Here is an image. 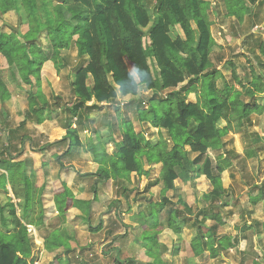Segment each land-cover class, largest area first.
Returning a JSON list of instances; mask_svg holds the SVG:
<instances>
[{"label": "trees", "instance_id": "obj_1", "mask_svg": "<svg viewBox=\"0 0 264 264\" xmlns=\"http://www.w3.org/2000/svg\"><path fill=\"white\" fill-rule=\"evenodd\" d=\"M39 2L41 0H0V19L10 13L17 19L16 27L9 33L0 28V57L11 84L26 94L22 121L13 130L7 128V122L1 123L7 130L4 151L8 159L0 160V164L14 165L8 172L10 182L18 177L20 162L14 160L21 150L16 156L10 151L28 139L22 133L27 124L40 125L60 111L65 119V136L50 145H65L67 148L56 160L81 151L91 154L94 162L101 166L95 174L82 176L94 175L101 181L130 183L132 174L136 179L150 175L145 165L161 166V200L151 205L148 213L136 216L142 230L137 240L142 243L145 255L153 260L148 264H160L158 238L162 211H166L164 224L176 236L181 234L177 222L189 224L190 217L178 208L188 209L187 204L174 203L165 196L174 190L178 179L176 169L185 162L192 169L191 180L202 176L210 186L203 195L206 206L190 222L189 227L196 231L189 244L192 258L207 253L210 259H216L222 251L232 249L231 237H218V228L223 221L217 210L225 194L220 176L232 167V161L238 155L226 149L223 139L229 133L245 131L250 147L244 158L257 157L254 146H257L258 138L247 130L252 127V116L264 115V43L257 44L254 62L248 69H243L242 77L236 73L234 64L228 62L231 74L230 80L226 81L217 69L209 70L212 48L216 43L209 18L210 3L206 0H89L86 8L58 4L53 7L52 25L42 21ZM221 2L225 15L241 24L252 15L250 6L255 4V0ZM147 6L156 12L153 22ZM23 25L27 27L25 32L20 29ZM145 38L147 44L143 42ZM72 48L79 64L71 67L72 80L68 89L71 101L61 104V99L56 96L51 102L40 90L42 67L46 62H52L57 73L67 68V59L60 52ZM219 79L221 87L217 85ZM89 80L91 84H88ZM140 88L152 93L146 105L145 101L132 100L121 108L118 99L136 97ZM8 90L0 75V103L11 99ZM190 94L196 96L194 103L187 102ZM133 105L136 123L158 131L155 143L142 131H135L133 121L127 116V110ZM108 106H114L120 118L121 141L113 153L103 151L98 154L93 139L88 137L84 145L79 130L91 122L93 113H104ZM0 115L5 121L2 108ZM162 131L165 139L161 137ZM209 151L215 154L214 158L209 156ZM188 152L195 155L192 160H188ZM21 182L24 191L22 210L26 218L31 208L32 190L27 178L22 177ZM254 190L253 205L264 201V182ZM95 193L93 189L94 195L89 201L78 200L65 184H60L54 190L55 208L60 219L63 221L67 211L75 208L85 213L90 223ZM11 214L15 216L13 206ZM34 223L43 224L42 216L39 215ZM18 224L13 234H7L8 243L0 239V264H36L32 257L37 248L33 236L19 221ZM28 224L32 225V221ZM254 225L261 227L260 232L264 234V222H254ZM99 230L100 226L89 225L91 236ZM117 237L107 236L101 255L108 257L114 251L111 264H142L134 259L121 258L119 250L111 248ZM66 238L64 229L47 230L42 237L45 253L59 251L49 264H59L62 255L73 251ZM93 244L90 241L87 247Z\"/></svg>", "mask_w": 264, "mask_h": 264}, {"label": "rangeland", "instance_id": "obj_2", "mask_svg": "<svg viewBox=\"0 0 264 264\" xmlns=\"http://www.w3.org/2000/svg\"><path fill=\"white\" fill-rule=\"evenodd\" d=\"M88 1L89 0H41V2H39V13L44 23L52 25L53 7L55 5H68V8L73 6H82L86 8L87 4H89ZM206 1L210 3L209 18L212 22V36L214 41L216 42V45L212 48L210 56L212 67L209 68V70L217 69L224 77V79L226 81H229L231 71L230 67L228 66V62H231L235 66L236 73L240 77H242L243 72H245L243 69H248L249 65L254 62V54H257V44L260 41L264 43V0H255V4L250 6V9L252 10V15L250 17H247L242 24L238 23L234 18H229L225 15V9L221 0ZM147 10L150 14L151 21L153 22L156 18L155 10L151 9V7L148 6ZM16 25L17 19L13 13L7 14L0 19V28L3 32L9 33L12 28L16 27ZM20 29L22 32H25L27 27L23 25L20 27ZM176 33L180 34V31L176 29ZM146 41L147 39L145 38L143 41L144 44H147ZM60 53L63 58L67 59L68 67L62 69L59 73L55 71L54 66L53 68L48 67V69L42 67L40 76V90H42V92L50 101H52L53 98L57 96L61 99L60 103L64 104L71 101V92L68 90L71 78L68 68L77 66L79 62L76 57L75 49L73 48L68 51L62 50ZM0 75L3 78L5 84L7 85L9 89L8 91H10L13 97L16 99L14 101L8 100L4 103H0V111L2 108L6 114L5 121L4 117H1L0 115V151H2L6 146V137L3 136H5L4 134L7 132V130L4 129L2 124L3 122H7V128L13 130L22 121L23 112L22 110H20V106L26 105V94H24L22 91H19L13 86V84H11V81L9 79V73L4 67V61L1 57ZM221 83L222 82L219 79L217 81L218 87H221ZM88 84H91V80L88 81ZM151 94L152 93L146 91V89L140 88L138 90L137 97L132 100L136 101V98L139 97L138 100L145 101L144 103L146 105V101L150 98ZM188 100L194 101V96L190 95L188 97ZM118 102L120 103V107L123 108V105L125 104L122 103V101ZM124 102L127 103L128 101ZM133 107L134 105L131 109L127 110V116L128 118H130L131 122L133 121L135 131H142L145 135H148V139L152 143H155L157 141V135L154 136V138L151 136L154 132H156V130H152L146 124L140 125L136 123L133 114ZM98 113L100 112L92 114L93 116H97L94 119L93 126L91 125L92 131H96V129H101L103 132L101 134H104L105 136H107L108 134L113 135L112 141L116 142V140H119L120 132L118 130V126L121 124V121L115 113L114 106L106 107L104 111L105 115H98ZM252 120L255 122V124L253 123L254 126L250 127L247 131H249L250 133L257 132L258 134L264 133V117H261V119H257L256 116H252ZM64 121V116L61 114L58 119V122L56 121L54 122V124L55 126H57V124H60L62 127H64ZM40 130V128L37 129L34 126L27 124L22 133L26 134L33 140V145L31 144V142L30 144L29 142H24L23 145L26 147H30L32 145L35 148L43 146L44 143L48 140V133L46 135L42 134ZM160 133L161 137L164 138L165 133H163V131ZM55 134L56 133H53L51 135L55 136L54 138H57L58 135ZM82 138L84 140L83 134H81V139ZM229 139L231 140L227 148L229 150H235L237 153L240 152L239 154H242V149L245 148V146L247 147L246 139L241 136L234 137L230 135L225 138V140ZM93 140L94 144L97 145L96 139ZM64 148L65 146L55 147L51 150L47 149L42 154V158H40V162L42 161L41 164L43 165L47 162L48 165H50V169L57 166L60 167L59 162L56 161V157L62 154ZM107 149L109 150V146H107ZM4 152L3 155H0V159H2V157H4V159L7 158V154H4ZM51 154H54L53 157ZM77 156L76 154H73L68 157L69 159L62 158L61 161L63 166H68L69 163V165L72 166V161L76 160L75 165L78 168L77 171L82 174L88 172L90 170V165L87 163V159H84L86 162L84 160L79 162L82 164L81 165L77 163ZM259 157L261 158V160H245L241 158V156H239L238 158L232 161L233 167L229 168L226 172H224V174H222V176H220L222 178L223 184L227 187L228 191L229 198L227 197L226 202H228L229 207L232 206V209L226 210L225 212L226 217L230 220L228 221L230 226H238L239 224H241V222H239L241 220V217L239 216L241 214V208H248L244 195L245 186L243 185L245 184V182L247 184H254L255 182H260L262 179H264V152H262ZM193 158L194 155L188 152V160H192ZM150 170L151 172L149 177H141L139 179H136L135 175H131L130 183L118 184L117 187L114 185L112 186L111 184H106L104 186L105 191L102 195V200L104 201L103 204L99 206L100 210H102V212H111L113 210L119 211L120 214L124 215L122 217L119 214L121 220H119L118 218L117 220L120 223L118 224L115 221H113V223H110L111 221L109 220L110 222L107 221L106 227H104L102 225L104 224V221L99 220L103 213L100 214V217L91 219L88 225H91L92 227L100 226V230L98 233H95L94 236L90 235V241L94 242L91 247H87L88 242L86 243V245H83V243H81H85V240H83L82 237L83 235L80 234L82 232L74 233L73 227H69L67 225V230L70 235L73 236L72 238L77 240L79 239L80 242L76 243V247H74V251L72 252L69 259L63 261V255L61 256L59 264H111V259L113 258V256H115L116 252L112 251L111 255L106 258L101 255V250H99V247L106 242L105 240L107 239V236H112L113 233L116 231L119 232V234L124 233L125 236L119 238L118 241H113V243L111 244V248L114 246L120 248L119 255L121 258L135 257L137 260L141 259L140 256H142V253L140 254L138 253V251H134L132 245L133 243H135L137 247L143 246L142 243L137 240V231L132 230L133 222L138 223V218L136 217L137 213H148L151 205L160 202L162 197L161 191L163 188L160 178L162 177V174H160L161 170L159 165L151 166ZM176 171L178 174V179L175 181V188L172 191H168L165 196L174 203L181 201L187 204L188 209H184L180 206L178 208H180L185 215L190 217V221L188 222V226H190V222L194 220L195 211L204 206V203L201 200V194L205 191H208L210 187L207 190L206 186H209V184L203 178H200V180H197L195 182L190 179V176H192V169L190 168V165L187 162L183 163L182 167L177 168ZM90 178L92 179H86V183L92 184L95 181V177ZM80 180L83 179L80 178ZM10 181L11 180L5 176L4 179L0 181L1 189L3 190L8 187L7 185L11 184ZM106 186L108 187V190H106ZM109 186L111 189L109 188ZM48 193H50V191H48ZM108 202L110 203L107 206ZM4 203L7 204L8 208H12L10 198L4 197ZM47 205V203H44L42 206ZM45 212L46 215L49 214V221L47 226H49L50 229L60 228L65 223L64 220L62 221L58 215L56 216L54 214L52 207H50L49 209H45ZM132 213L135 214L134 220L129 219ZM233 215L238 216L236 218L233 217ZM165 216L166 211H162L159 215L161 224V236L159 235L158 238L160 243L161 254L160 264H224V261L220 262L218 259L210 260L207 257L203 259V261L194 262V259L191 258V252L189 249V243L194 235V229L186 227L179 236H176L169 229H167L166 225L164 224ZM238 217L240 220L238 219ZM5 219H7L8 221L11 220V218H8V216H6ZM122 220L125 221L126 225L122 222ZM73 222L75 224L78 223L77 220ZM206 223L208 225L211 224L210 222ZM176 224L179 227H182L179 222H177ZM8 225L9 224L5 226L7 228H5L3 225L2 227L0 222V239L6 243L10 241L6 233ZM106 229L108 230L107 233H105ZM108 233L109 235H107ZM41 234L42 236H44L46 234V230L43 229ZM250 246L252 245L250 244ZM248 250L256 252L254 247L253 249L252 247H250L248 248ZM33 254L34 256H36L37 252L35 251ZM241 254L242 253L238 251L236 253L230 254L229 256H226L227 260L225 261V263L228 262L229 264H238L242 257ZM43 264H47V262Z\"/></svg>", "mask_w": 264, "mask_h": 264}, {"label": "crops", "instance_id": "obj_3", "mask_svg": "<svg viewBox=\"0 0 264 264\" xmlns=\"http://www.w3.org/2000/svg\"><path fill=\"white\" fill-rule=\"evenodd\" d=\"M214 41V40H213ZM216 43V42H215ZM44 68L48 69V67H52L53 68V64L52 62H46L43 65ZM69 72H70V81L72 80V75H71V68H68ZM148 91V90H146ZM151 92V91H148ZM194 96V101H189L187 98V102L190 103H194L196 101V96L194 94H190ZM189 95V96H190ZM188 96V97H189ZM137 97V96H136ZM132 99H135V97L132 96H126V97H122L119 98L118 101H122V103L127 104L128 102L132 101ZM137 100L139 99L136 98ZM12 101L16 100L13 95L11 97ZM124 101H128L127 103ZM52 102V101H51ZM121 103V105H122ZM261 103V101H260ZM26 109V105H22L20 106V110H22V112H24ZM24 110V111H23ZM105 115V113H98V115ZM61 115V112L59 111V113L54 114L52 116L51 120L45 121L44 123L37 125V124H30L31 126L36 127L37 129H41V133L42 134H47L48 135V140L44 143L43 146H40L38 148H35L34 146H32L33 144V140L28 136V139H26L24 142L27 143L31 142V146L30 147H26L23 144L20 146L18 145V147L15 150H11L10 154L13 156H16L17 152L19 150L20 154L16 156V159L14 160L15 163L20 162V164L17 167V171H18V177L13 181V183H11L10 185H7L8 187H6L5 189H1V182H0V222H1V226L3 224H9L8 225V232L6 230V233L8 234H13L15 232V229H17L19 226L18 221L20 222V224H23L24 227L27 228L28 233H31V235L33 236L34 239V244L36 245V256H34V254L32 255L33 259L36 261V264H43L46 263L49 264L52 261V258L54 257L55 254H57L59 251H54V252H44V245H43V239H42V230L45 229L47 230H53L50 229L48 225V221H49V214L46 215L45 209H49L50 207H52L54 214L57 216L58 213L56 211L55 208V203H54V190H56L60 184H65L67 186V188L72 192L73 196L78 199V200H84V201H89L93 198V189H95V201L92 203L91 208H90V218L94 219V218H98L100 217V214L103 213V215H101V218H99V220L104 221V224H102L104 227H106L107 221L110 223H113V221H115L116 223H120L117 218L119 220H121V217H119V211L113 210L111 212H102V210H100V205L103 204L102 200V195L104 190V186L106 184H111L112 186H118L119 182L116 180H108V181H101L99 180L98 177L94 178V182L92 184L86 183V181L88 179H92L90 177H84L82 176V173H79L77 171V166L76 164V160L72 161V166H70L68 164V166H63L62 164V158H68L69 156L76 154L79 155L76 158L78 159L77 163L81 162L82 160H86L87 159V163L90 165V170L84 174L90 173V174H95L97 172V170H99L101 168V166L94 162L93 156L89 153H83L80 151V153L78 154L77 152H73L71 154L65 155L63 157H61V159L57 162H59L60 167H54L50 169V165H48V163H44L43 165L41 164L42 161L40 162V158H42V154L48 149H54L55 147H61V146H54V145H50L54 142H57L59 140H61L65 135V131H64V127H62L60 124V126L57 124V126H55L54 122H58V119ZM97 116H93L91 115L90 120L91 122L89 124H84L83 127H81L80 131V136L81 134L84 135V140L82 138V141L84 143L85 139H87L88 137H91L92 139H96L97 145L94 144V140H93V144L95 146L96 152L99 154L103 151H105L107 154H111L113 153V151L116 148V145H119L120 141H121V137L119 135V140H116V142L112 141L113 135L112 134H108L107 136H105L101 129H96V131H92V126H93V122L94 119ZM257 117V116H256ZM261 117H257V119H261ZM252 119V118H251ZM252 122L255 124V122L252 120ZM92 125V126H91ZM252 126H254L252 124ZM42 127V128H41ZM150 127V126H149ZM151 128V127H150ZM152 129V128H151ZM155 130V129H152ZM239 133H229L226 137L230 136H241L244 137L246 139V135H245V131L239 130ZM56 133L55 135H58L57 138H54L55 136H52L51 134ZM250 134V132H248ZM256 135V138H258V144L257 146H254V148H257V157L252 158V159H245L244 158V153L245 151L250 147V145L248 144L247 141V147L245 146V148L242 149V154L237 153L235 150H231L233 151L235 154L239 156H241V158L245 159V160H261V158L259 157V155L264 152V148H263V144H264V133L258 134L257 132L253 133ZM6 136V133L4 134ZM157 135V140H158V131L156 130V132H154L152 134L151 137L154 138V136ZM3 136V137H5ZM225 137V138H226ZM52 138V139H51ZM165 138V137H164ZM225 138L223 139V141L227 144L226 145V149L229 150L227 147L230 143V140H225ZM23 142V143H24ZM85 145V143H84ZM65 146V145H62ZM107 146H109V150L107 149ZM67 147L65 146L64 151ZM4 152V149L2 150ZM1 151V152H2ZM63 151V152H64ZM230 151V150H229ZM62 152V153H63ZM211 154V158H214L215 154L213 152H208V154ZM4 154H7L6 151L4 152ZM209 154V156H210ZM52 155V154H51ZM54 155V154H53ZM52 155V157H53ZM90 157H89V156ZM195 156V155H194ZM73 158V157H71ZM75 158V157H74ZM75 158V159H76ZM8 156L6 159H4V157H2V159L0 160H7ZM69 159V158H68ZM84 160V161H85ZM86 162V161H85ZM65 163V162H63ZM81 164V163H79ZM82 165V164H81ZM14 165H10V164H0V181L2 179H4V177H8V174L10 173L11 167H13ZM152 166H157V165H152ZM75 167V168H74ZM150 165H145V170H150ZM160 170H161V166L159 165ZM233 167V165H232ZM231 167V168H232ZM74 172H73V171ZM227 171V170H226ZM225 171V172H226ZM9 172V173H8ZM162 174V172L160 173ZM223 174V173H222ZM133 175V174H132ZM82 178L83 180H80V178ZM150 176V175H149ZM148 176V177H149ZM222 176V175H221ZM22 177L27 178V180L29 181V183L31 184V190H32V202H31V208L28 210L26 218L23 214V196H24V191H23V183L22 181ZM205 179L204 177H200ZM200 178L194 180H200ZM87 179V180H86ZM222 180V178H221ZM206 181V179H205ZM207 182V181H206ZM264 182V179H262L260 182H255L254 184H247L245 182V184L247 185H243L245 186V198H246V205L248 208H241V214L239 215L241 217V220L239 222H241V224H239L238 226H230L229 222L230 221L227 217H226V210H230L232 209V206L229 207L228 202H226L227 197L228 196V191H227V187L223 184L222 181V186L225 189V194L224 197L222 199V201L220 203H218V207L219 209L217 210V212L220 213L221 217H222V221H223V225L220 226L218 228V237L222 238L224 236H229L232 238V242L234 247L232 249H227L225 251H222L219 255V257H217L216 259H218L220 262L224 261V264H229L228 262L225 263L226 256H229L232 253H236V252H241L242 257L241 260L238 262V264H264V234L263 232H260L261 227H257L256 225H254V222H258V223H263L264 222V201H261L259 203L256 204H252L251 200L252 198L255 196V191L254 188L255 186L261 185ZM209 184V183H208ZM50 185V186H48ZM111 186V187H112ZM175 186V183H174ZM210 186H206L207 190ZM50 190H49V189ZM106 190H108V187L106 186ZM110 188V186H109ZM111 189V188H110ZM210 190V188H209ZM208 190V191H209ZM48 191H50V193H48ZM208 191H205L201 194V200L204 203V206H206V203L203 200V195H205ZM4 197L6 198H10V203L11 205L14 207L15 210V216H12L11 214V210L12 208H8L7 204L4 203ZM236 197V196H235ZM231 198V197H230ZM46 199V200H43ZM120 199V198H118ZM236 199V198H235ZM235 201V200H234ZM44 203H47V206H42ZM110 202L107 203V206L109 205ZM194 203H195V197H194ZM203 207H201L200 209H202ZM196 210L195 214H194V220L197 216L198 211L200 210ZM139 214V213H137ZM136 214V215H137ZM39 215L42 216V222L43 224L40 225H36L34 222L37 221V218L39 217ZM122 217L124 216L123 214H120ZM8 216V218H11L10 221H8L7 219H5V217ZM135 214L132 213L130 218L131 220H134ZM238 216V215H237ZM236 215H233V217H236ZM133 217V218H132ZM188 217V216H187ZM74 219V220H73ZM78 223H74L73 221H76ZM6 220V221H5ZM110 220V221H109ZM32 221V225H29L28 223L31 224ZM8 222V223H7ZM64 223L62 225V227L57 228L59 230L64 229L67 233V240L69 243V246L71 249H73L74 251V247H76V243L80 242L79 239H74L72 238L73 236L70 235V233L67 230V225L69 227H73V232H77L82 234L83 236V240H85L83 243V245H86V243L90 242V233L88 232L89 229V225H88V221L86 220V216L85 213L80 212L78 209L75 208H71L67 211V213L64 215ZM122 222L126 225L125 221L122 220ZM130 224V223H128ZM181 232L184 230V228L189 227L188 224H184L181 223ZM4 226V225H3ZM2 226V227H3ZM7 228V227H5ZM190 228V227H189ZM139 229V231H138ZM191 229V228H190ZM77 230V231H76ZM132 230H136V237H138L141 233L142 230L139 227V224L134 223L133 222V226H132ZM108 230H105V233H107ZM45 233V232H44ZM119 236L116 238V241H118L119 238H122V235L125 236L124 233L119 234V232H114L112 236ZM196 235V231L194 229V235L193 237H195ZM78 236V235H77ZM161 236V235H160ZM193 237L191 238V240L193 239ZM109 240V239H108ZM190 240V242H191ZM74 245H73V244ZM87 243V244H88ZM115 243V242H114ZM190 244V243H189ZM250 244L252 246H250ZM134 251H138V253H142V256H140V260L136 259L135 257H131V258H126V259H134L142 264H148V263H153L152 259H149L146 255H145V250L143 246H136L135 243L132 244ZM114 246V245H113ZM102 245L99 247V250H101ZM254 247L256 252H252V250H248V248ZM113 248H117V246H114ZM120 252V248H117ZM72 251V252H73ZM72 252H70L68 255H63V261H66L67 259L70 258ZM67 256V257H66ZM143 257V258H142ZM208 258V254L206 253L205 255H203L202 257H194L191 258L194 259L195 261H203V259ZM107 258V257H106ZM216 259H210V260H216ZM39 260V262H38ZM43 261V262H42Z\"/></svg>", "mask_w": 264, "mask_h": 264}]
</instances>
